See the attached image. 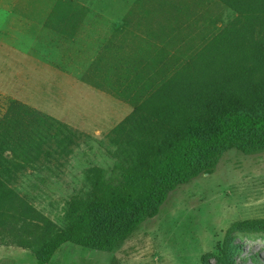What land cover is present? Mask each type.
<instances>
[{
  "label": "rangeland",
  "instance_id": "obj_1",
  "mask_svg": "<svg viewBox=\"0 0 264 264\" xmlns=\"http://www.w3.org/2000/svg\"><path fill=\"white\" fill-rule=\"evenodd\" d=\"M237 1L244 9L225 0H163L147 15L151 25L115 29L109 42L81 53L65 43L59 57L31 42L24 25L3 20L0 175L41 214L35 222L53 224L52 234L64 230L69 202L89 198L98 179H112L118 163L160 141L170 110L228 100L249 106L264 97V0ZM129 72L145 75L134 97L116 94L114 76ZM18 102L27 112L23 125ZM32 110L78 135L66 138L33 120ZM20 137H32L33 150H15ZM6 228L0 264H38L36 250L12 243L13 228ZM49 264H264V150L225 151L212 172L170 191L157 215L112 252L65 243Z\"/></svg>",
  "mask_w": 264,
  "mask_h": 264
},
{
  "label": "trees",
  "instance_id": "obj_2",
  "mask_svg": "<svg viewBox=\"0 0 264 264\" xmlns=\"http://www.w3.org/2000/svg\"><path fill=\"white\" fill-rule=\"evenodd\" d=\"M225 1L244 9V3L237 0ZM143 76L141 72L117 74L114 77L118 82L111 88L116 94L134 97L132 88ZM14 109L18 123L23 125L25 106L18 102ZM28 114L64 132L66 138L78 135L41 112L32 110ZM169 119L168 130L160 141L144 146L128 165L118 163L112 179H98L89 198L69 202L68 225L55 234L53 224L46 220L42 225L35 222L41 214L1 174L0 235L11 225L12 243L34 248L38 264H49L54 252L65 243L112 252L129 232L157 215L170 191L202 173L212 172L225 151L238 149L252 154L264 150V97L256 98L249 106L228 100L192 112L178 106L170 110ZM25 135L28 137V132ZM20 138L24 140L15 150H33L29 142L32 137ZM5 162L10 164L12 160ZM29 225L35 233H31Z\"/></svg>",
  "mask_w": 264,
  "mask_h": 264
},
{
  "label": "crops",
  "instance_id": "obj_3",
  "mask_svg": "<svg viewBox=\"0 0 264 264\" xmlns=\"http://www.w3.org/2000/svg\"><path fill=\"white\" fill-rule=\"evenodd\" d=\"M162 1L0 0V24L9 18L24 25L31 42L49 47L59 57L68 50L65 43L73 44V51L81 53L82 49L87 50V44L109 42L115 29L151 25L147 23V15L159 11ZM54 27L59 30L73 27L74 31L67 36L56 32Z\"/></svg>",
  "mask_w": 264,
  "mask_h": 264
}]
</instances>
